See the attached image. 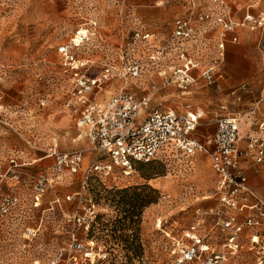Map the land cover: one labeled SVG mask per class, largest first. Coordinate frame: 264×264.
Masks as SVG:
<instances>
[{
  "label": "rangeland",
  "instance_id": "1",
  "mask_svg": "<svg viewBox=\"0 0 264 264\" xmlns=\"http://www.w3.org/2000/svg\"><path fill=\"white\" fill-rule=\"evenodd\" d=\"M225 1L233 21L242 22L249 13L259 25L239 28L238 41H228L212 84L200 79L185 94L162 87L153 52L139 43L126 60L140 62L142 78L106 82L85 103L125 88L138 97L151 95L153 109L200 111L196 135L203 142L222 116L241 119V145L257 136V123L264 120V0ZM182 12L178 0H0V264H50L62 249L67 255L61 264H169L176 242L197 224L205 256L222 250L219 217L210 212L237 215L241 221L250 215L219 201L218 178L207 155L189 158L167 150L150 164H136L129 176L119 169L110 176L90 175L82 189L86 169L101 158L80 137L77 115L66 108L71 81L58 48L72 46L79 32L86 36L73 52L91 62V76L98 77L105 64L123 66L120 51L134 33H154L153 43H163ZM217 33L207 30L205 65L217 56ZM55 143L58 152H83L82 171L55 173V160L48 157ZM243 162L246 173L260 169L251 157ZM42 174L55 183L38 203L35 185ZM86 197L97 210L88 231L79 221ZM6 199L15 205L5 210ZM251 234L246 229L240 250L221 264H256ZM74 239L84 250L69 251Z\"/></svg>",
  "mask_w": 264,
  "mask_h": 264
},
{
  "label": "built area",
  "instance_id": "2",
  "mask_svg": "<svg viewBox=\"0 0 264 264\" xmlns=\"http://www.w3.org/2000/svg\"><path fill=\"white\" fill-rule=\"evenodd\" d=\"M178 1L182 4L183 12L174 20L172 34L163 43H153L157 38L154 33H134L120 51L123 66L105 64L98 77L91 76L93 64L73 52V47H79L86 41V36L81 37L79 32L75 35L72 46L64 45L58 48L64 71L70 75L71 81L66 108L77 115L80 137L88 139L101 158L86 170L82 189L87 188L90 175L110 176L115 169L121 170L125 175L131 174L136 164H150L167 150L189 158L207 155L218 178L219 201L231 210L238 209L242 212L248 209L251 213L241 221L237 215L224 217L221 212H210L211 215L219 217L216 226L224 239L222 250L205 256L204 238L198 234L200 224H197L185 233L183 239L176 242L173 251L175 259L169 264L226 262L230 253L237 254L240 250V240L246 229L252 231L249 249L257 257L256 264H264V197L249 187L246 172L242 167V162L248 157H251L254 163L264 166V121L259 124L258 135L248 140L246 149H241V119L238 116L219 118L215 134L203 142L196 136L203 117L198 110L179 113L170 109H153L151 95L138 97L125 88L100 102L84 101L101 90L104 83L113 79L127 82L129 78H142L144 68L140 62L126 60L127 52L133 51L139 43H146L153 52L151 59L158 69L162 87L174 86L184 93L200 79L212 84L216 77L215 72L225 58L228 41H238L236 31L239 28L250 24L255 29L259 25L258 19L252 15L246 16L242 22L233 21L225 0ZM209 28L218 31L217 56L205 65L203 55L209 47ZM196 72H199L200 76H196ZM152 90L157 91L155 87H152ZM53 146L48 157L54 158V170L57 175L62 176L66 172L77 174L81 171L84 160L82 151L58 152V146ZM2 181L1 179L0 185ZM53 183L55 182L47 174L37 178L35 191L38 203L52 188ZM249 198L254 200V204L250 206ZM84 201V213L79 217V221L88 231L96 218L97 210L91 197H86ZM13 205L14 200L6 199L4 209ZM205 215L209 214L204 213L203 216ZM82 250V241L74 239L69 251ZM66 255V250H60L50 264H61Z\"/></svg>",
  "mask_w": 264,
  "mask_h": 264
},
{
  "label": "crops",
  "instance_id": "3",
  "mask_svg": "<svg viewBox=\"0 0 264 264\" xmlns=\"http://www.w3.org/2000/svg\"><path fill=\"white\" fill-rule=\"evenodd\" d=\"M226 2V1H225ZM228 9H229V5H228ZM248 15H252V14H249V13H247V14H245L244 15V18L242 19V20H240V21H243L244 19H245V17L246 16H248ZM252 16H254V15H252ZM255 18H256V16H254ZM256 19H259V18H256ZM229 43V42H228ZM232 48L230 47L229 48V50H231ZM196 76L198 75V73L196 72V73H194ZM185 93H187V92H184L183 94H185ZM175 111V110H174ZM196 111V110H195ZM252 112H251V114L253 113L254 115L256 114V112L258 111V108H255V110H251ZM262 121H264V120H262ZM261 121V122H262ZM213 122H217V120H214ZM261 122H259V123H257V124H260ZM66 123V122H65ZM64 123V124H65ZM258 127H259V125H258ZM197 132H198V129H197V131H196V134H197ZM216 132V131H215ZM215 134V133H214ZM214 134H212V135H210L209 137H211V136H213ZM197 136V135H196ZM198 137V136H197ZM248 139H250V138H248ZM248 141V140H247ZM54 145H56L57 146V144L55 143ZM240 148L241 149H246L247 148V142L244 144V145H241L240 144ZM99 160V159H98ZM97 162V161H96ZM96 162H94V163H92L91 165H93V164H95ZM244 164V162H242V165ZM90 167V166H89ZM88 167V168H89ZM243 168H244V166H242ZM87 168V169H88ZM259 170H256V169H250L247 173H246V175H247V178H248V184H249V187L250 188H252V190L256 193V194H258L259 196H261V197H264V184L262 185L261 184V181H263L264 180V166L263 165H259ZM86 169V170H87ZM244 170H245V168H244ZM81 171H82V169H81ZM247 170H245V172H246ZM85 174V173H84ZM84 176V175H83ZM248 204H249V206L250 205H252V204H254V200L252 199V198H249L248 199ZM246 210H248V209H246ZM249 211V210H248ZM249 213H251L250 211H249Z\"/></svg>",
  "mask_w": 264,
  "mask_h": 264
},
{
  "label": "bare ground",
  "instance_id": "4",
  "mask_svg": "<svg viewBox=\"0 0 264 264\" xmlns=\"http://www.w3.org/2000/svg\"><path fill=\"white\" fill-rule=\"evenodd\" d=\"M130 174H127V176H129Z\"/></svg>",
  "mask_w": 264,
  "mask_h": 264
}]
</instances>
